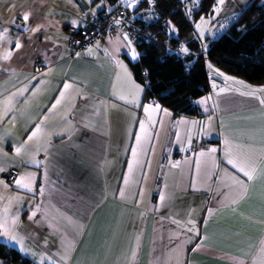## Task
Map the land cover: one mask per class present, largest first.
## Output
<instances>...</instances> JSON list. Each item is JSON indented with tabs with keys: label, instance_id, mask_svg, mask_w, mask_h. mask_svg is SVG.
Returning <instances> with one entry per match:
<instances>
[{
	"label": "crops",
	"instance_id": "crops-1",
	"mask_svg": "<svg viewBox=\"0 0 264 264\" xmlns=\"http://www.w3.org/2000/svg\"><path fill=\"white\" fill-rule=\"evenodd\" d=\"M118 3L0 0V233L8 232L0 242L38 264H259L264 92L242 93L264 84L218 68L226 82L209 83L196 99L202 115L144 102L130 65L139 53L127 32L82 50L67 41L72 20L79 25ZM21 13L29 14L27 25ZM36 25L41 31L20 27ZM147 105L170 115L151 112L149 119ZM225 140L256 168L253 180L227 163ZM10 170L12 178L1 180ZM22 177L31 191L16 184Z\"/></svg>",
	"mask_w": 264,
	"mask_h": 264
},
{
	"label": "trees",
	"instance_id": "trees-1",
	"mask_svg": "<svg viewBox=\"0 0 264 264\" xmlns=\"http://www.w3.org/2000/svg\"><path fill=\"white\" fill-rule=\"evenodd\" d=\"M187 2L156 0L152 11L146 9L148 1L142 0L132 11L118 3L112 11L103 12L113 15L124 10L128 21L144 35L135 43L138 58L130 63L134 78L144 87L143 101L158 102L177 114L199 116L203 112L196 99L209 90L207 64L247 82L264 84V0H247L222 32L203 42L196 37L193 23L210 12L215 0H194L197 6L192 10ZM147 11L152 17H147ZM0 264L38 263L0 242Z\"/></svg>",
	"mask_w": 264,
	"mask_h": 264
},
{
	"label": "snow or ice",
	"instance_id": "snow-or-ice-1",
	"mask_svg": "<svg viewBox=\"0 0 264 264\" xmlns=\"http://www.w3.org/2000/svg\"><path fill=\"white\" fill-rule=\"evenodd\" d=\"M125 3H128V0H124ZM140 2V0H134L133 3H128V6L129 7H135L136 4H138ZM152 0H149V3H151ZM219 3H223V0H218ZM89 3H91V0H89ZM101 5H98L97 7H100ZM217 9H213V11H216ZM21 18L25 21V25H27V22L29 20V14L28 13H21L20 14ZM15 21H13L14 23ZM116 23H119V21H116ZM169 24L171 22H168ZM71 24L73 25V27H78V23L76 20H72L71 21ZM23 30L25 31H32V32H39L41 31V29L43 28V25H36L35 27H31V28H28V27H25V26H20ZM197 28L200 27V25H196ZM176 32V29L174 26H172L171 28V33H175ZM125 39H127V35H125L124 37ZM21 47L20 43L17 42L16 43V48L19 49ZM97 47H99V44H97ZM89 54L92 53V50L89 49ZM182 51L184 52H187V49H182ZM77 56H79L80 54L79 53H76ZM11 56V53H7L3 56V59L7 60L9 59ZM132 59H135L136 58V55L133 54V56L131 57ZM211 67V66H210ZM125 74L128 76V78L130 79V74H128L126 72V69L124 70ZM220 75H223L222 73H220ZM226 80L228 79H231L230 77H225ZM64 89L67 90L68 88L71 87L70 84L68 83H65L64 84ZM213 87L215 88V85H213ZM137 90L139 91V86H136ZM220 91H224V89H221ZM256 91H260V92H264V88H261V89H253L251 92H248V93H242V95H254ZM21 95H23V91H21L20 93ZM65 95V91H61L60 93V97L63 98ZM210 99V97H209ZM259 99V98H258ZM259 102L260 104H264V99H259ZM61 103V99H57L56 100V103L52 106L53 108L56 107V105L60 104ZM129 103H137V101L135 99L133 100H130ZM157 111H163L165 115H170V113L167 112L166 109L164 110H161L160 109V106L159 105H156L154 108L152 107V105H147L144 107V112L146 115H149L151 112H157ZM149 119H150V115H149ZM140 128H141V131L144 130V122L141 121L140 122ZM41 131L40 129V126L38 125L36 127V130L32 132V134L28 137V140H32L33 138L37 137L38 133ZM140 139L141 137L140 136H137L136 137V140H137V144L140 143ZM225 148H226V151H225V159L227 160V163L232 165L233 168L237 169L239 172H242L243 175L245 177H247V179L249 181L253 180L254 179V175L256 173V168L251 164V162H249L248 160H242L240 159L239 157H236L233 155V153L231 152V150L228 148V141L225 140ZM21 149L20 148H17L16 149V153L19 155ZM209 153H215L216 152V149L213 148V149H209L208 150ZM132 154H133V157L136 156V150L133 149L132 151ZM205 153L201 152L200 153V156H204ZM36 163H39V162H36ZM200 168V162L197 161V170H199ZM132 170V165L130 164L129 165V171L131 172ZM0 171H2V169H0ZM25 178H21V180H17L16 181V184L19 185V186H22V187H25V188H28L29 191H31L32 189L29 187V183H22V181L24 180ZM27 179L31 180V174H28V177ZM232 179L235 181L236 184H239L241 185L242 187H244L246 189V185L243 184V181L237 179L235 176L232 177ZM128 181H127V178L125 179V184H127ZM41 195H43V189H41ZM121 196H123V190H121ZM161 199H163V197H161ZM36 215L35 212H33L32 216L29 217V219H32V217H34ZM16 221L14 220L13 221V224H15ZM0 227H3V225H0ZM0 235H4V236H8V232L5 231L3 233H0ZM10 239L12 240H15L16 237L15 236H11ZM199 247V246H197ZM23 250V248L21 249ZM196 249L194 248L193 251H195ZM259 264H264V248L261 249V256L259 258Z\"/></svg>",
	"mask_w": 264,
	"mask_h": 264
},
{
	"label": "built area",
	"instance_id": "built-area-1",
	"mask_svg": "<svg viewBox=\"0 0 264 264\" xmlns=\"http://www.w3.org/2000/svg\"><path fill=\"white\" fill-rule=\"evenodd\" d=\"M128 18L125 11L120 9L113 15L102 12L98 16L84 20L78 27L68 25L65 28L68 44L74 50H82L98 42L104 35H113L116 31L128 32L133 41L139 42L144 35L137 26L128 21ZM35 63L40 64L39 61ZM13 174L14 171L10 170L1 177V180H10Z\"/></svg>",
	"mask_w": 264,
	"mask_h": 264
},
{
	"label": "rangeland",
	"instance_id": "rangeland-1",
	"mask_svg": "<svg viewBox=\"0 0 264 264\" xmlns=\"http://www.w3.org/2000/svg\"><path fill=\"white\" fill-rule=\"evenodd\" d=\"M141 1L142 0H140V2ZM147 1H148V6L146 7V9H150L153 11L155 8L154 3H156V0H152L151 3H149V0ZM246 2L247 0H223V3H219L218 0H215V3L213 4L210 12L207 15L200 16L193 23L195 35L199 39V41L203 42L207 37L212 38L215 36V34L222 32L224 25L227 24V22L230 20L233 14L237 10H239ZM122 3L125 4L124 6H126L131 11L134 8L128 6V3H132V0H128V3H125L123 0ZM187 5L189 10L194 9V7L197 6L194 5V0H188ZM214 8L217 10L213 11ZM147 17H152V13L148 12ZM196 25H200V27L197 28ZM207 70H208L210 84L211 82L214 83V81L216 80L221 82L222 81L226 82L225 80L217 78V73L218 74L224 73L218 68L214 67L211 64H207ZM204 145L205 144H202V146Z\"/></svg>",
	"mask_w": 264,
	"mask_h": 264
}]
</instances>
